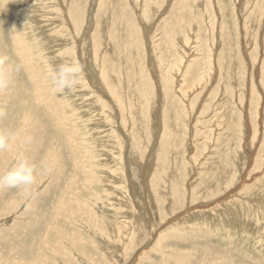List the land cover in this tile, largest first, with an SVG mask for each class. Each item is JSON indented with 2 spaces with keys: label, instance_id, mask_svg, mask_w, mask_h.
I'll list each match as a JSON object with an SVG mask.
<instances>
[{
  "label": "rangeland",
  "instance_id": "374dc122",
  "mask_svg": "<svg viewBox=\"0 0 264 264\" xmlns=\"http://www.w3.org/2000/svg\"><path fill=\"white\" fill-rule=\"evenodd\" d=\"M0 54V264H264V0H0Z\"/></svg>",
  "mask_w": 264,
  "mask_h": 264
},
{
  "label": "clouds",
  "instance_id": "9594fccd",
  "mask_svg": "<svg viewBox=\"0 0 264 264\" xmlns=\"http://www.w3.org/2000/svg\"><path fill=\"white\" fill-rule=\"evenodd\" d=\"M28 19L29 17L25 23L28 22ZM9 32L13 35L17 34L15 26ZM20 70L19 64L11 61L7 55L0 54V92H4L8 88L12 75L18 74ZM82 75L83 66L79 62L66 61L56 65L49 75L52 91L64 94L71 93L78 86ZM5 115L4 109L0 108V117ZM11 135L12 133L7 130H0V151L9 147ZM36 173L35 164L21 160L14 167L0 173V189H16L23 198L31 199L34 196L32 187L36 183Z\"/></svg>",
  "mask_w": 264,
  "mask_h": 264
},
{
  "label": "bare ground",
  "instance_id": "6f19581e",
  "mask_svg": "<svg viewBox=\"0 0 264 264\" xmlns=\"http://www.w3.org/2000/svg\"><path fill=\"white\" fill-rule=\"evenodd\" d=\"M43 1V0H42ZM209 1V0H208ZM183 2V1H182ZM58 3V2H57ZM200 4V3H199ZM14 7V6H13ZM180 7V6H179ZM210 7H211V5H210ZM212 7H213V5H212ZM6 10H7V12H9L10 13V11H9V9H8V7L6 6ZM47 15V14H46ZM11 16V15H10ZM45 16V15H44ZM51 16V15H50ZM37 18V17H36ZM125 20H126V18H124ZM54 21V20H53ZM54 24V23H53ZM43 25V24H42ZM45 25V24H44ZM57 25V24H56ZM41 26V25H40ZM121 26V25H120ZM119 26V27H120ZM54 30V29H53ZM56 32V31H55ZM57 33V32H56ZM124 33V32H123ZM75 46V45H74ZM72 47V46H71ZM74 48V47H73ZM74 50V49H73ZM77 50V49H76ZM75 51V50H74ZM58 53H60L59 51H58ZM74 54V53H73ZM69 56V55H68ZM58 57H59V55H58ZM63 59V58H62ZM73 59V58H72ZM58 60V59H57ZM67 61H70V60H68L67 59ZM90 80V79H89ZM133 159V158H132ZM138 166V165H137ZM164 167V166H163ZM145 170H147V168L145 169ZM144 170V171H145ZM182 173V172H181ZM132 174V173H131ZM176 175H178V174H176ZM131 177V176H130ZM180 177H181V175H180ZM144 178V177H143ZM178 179V178H177ZM121 183V182H120ZM123 183V182H122ZM144 184V183H143ZM146 185V184H145ZM174 186V185H173ZM181 187V186H180ZM145 188V187H144ZM178 188V187H177ZM147 190V189H146ZM121 192V191H120ZM131 194V193H130ZM179 198V197H178ZM105 202V201H104ZM132 203V202H131ZM136 203V202H135ZM138 203V202H137ZM101 204V203H100ZM133 204V203H132ZM96 205H97V203H96ZM132 206V205H131ZM134 206V205H133ZM133 206H132V208H133ZM135 207V206H134ZM31 209H32V207H30ZM105 208H108V207H105ZM46 211V210H45ZM51 212V211H50ZM132 212H133V210H132ZM42 214V213H41ZM44 214V213H43ZM42 214V215H43ZM39 215V214H38ZM69 215V214H68ZM44 216V215H43ZM46 217V216H45ZM49 217V216H48ZM47 217V218H48ZM68 217H71L70 215L68 216ZM42 219V218H41ZM49 219V218H48ZM126 223V222H125ZM108 226V225H107ZM108 228V227H107ZM106 230V229H105ZM108 232V231H107ZM110 232V231H109ZM153 232V231H152ZM106 233V232H105ZM153 234V233H152ZM64 235V234H63ZM109 238H110V236H109ZM87 241V240H86ZM104 241V240H103ZM130 241V240H129ZM106 242V241H105ZM107 243V242H106ZM109 244V243H108ZM70 245V244H69ZM79 246V245H78ZM101 246V245H100ZM112 246V245H111ZM108 248H109V246H108ZM113 248V247H112ZM65 249V248H64ZM67 252H68V250H67ZM66 252V253H67ZM113 252V251H112ZM97 254V253H96ZM87 255V254H86ZM139 256H141V255H139ZM143 257V256H142ZM61 261V260H60ZM92 262V261H91ZM136 263V262H135ZM107 264V263H106ZM134 264V263H133Z\"/></svg>",
  "mask_w": 264,
  "mask_h": 264
}]
</instances>
